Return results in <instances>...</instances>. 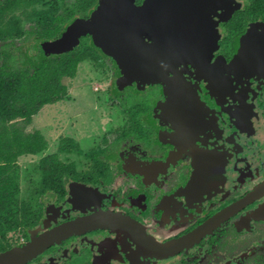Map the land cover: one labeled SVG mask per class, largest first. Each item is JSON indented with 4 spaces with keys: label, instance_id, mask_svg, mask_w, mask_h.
<instances>
[{
    "label": "flooded vegetation",
    "instance_id": "obj_1",
    "mask_svg": "<svg viewBox=\"0 0 264 264\" xmlns=\"http://www.w3.org/2000/svg\"><path fill=\"white\" fill-rule=\"evenodd\" d=\"M27 2L14 13V38L0 40L1 60L11 52L36 64L58 57L50 44L99 4ZM210 19L216 46L203 63L184 61L168 75L182 84L174 102L161 82L122 86L120 69L89 35L67 52L95 53L77 70L88 65L105 76L104 122L91 135L96 146L75 159L63 195L39 199L32 229L52 223L33 237L81 218L106 221L72 230L26 264H264V0H232Z\"/></svg>",
    "mask_w": 264,
    "mask_h": 264
},
{
    "label": "water",
    "instance_id": "obj_2",
    "mask_svg": "<svg viewBox=\"0 0 264 264\" xmlns=\"http://www.w3.org/2000/svg\"><path fill=\"white\" fill-rule=\"evenodd\" d=\"M231 1L143 0L137 6L134 0H99L88 20H75L50 47L67 52L89 35L94 47L120 69L122 86L161 82L174 102L182 84L169 82L168 75L184 61L203 63L218 38L210 16L227 9ZM105 221L103 216L81 218L36 237L28 234L27 243L0 254V264H26L72 230H90Z\"/></svg>",
    "mask_w": 264,
    "mask_h": 264
},
{
    "label": "trees",
    "instance_id": "obj_3",
    "mask_svg": "<svg viewBox=\"0 0 264 264\" xmlns=\"http://www.w3.org/2000/svg\"><path fill=\"white\" fill-rule=\"evenodd\" d=\"M27 1L5 0L0 3V40L14 38L20 27L14 13L20 12ZM45 22L43 19L42 24ZM38 35L41 39H48L47 33L39 31ZM67 52L37 64L19 62L18 54L14 52L0 59V254L13 248L9 234L21 232L22 237H29L25 229L33 228L39 218L38 211L32 214L19 199V159L26 156L38 158L34 168L40 176V196L47 192L62 196L65 183L74 180L72 167L68 170L69 165L59 156L74 154L76 142L68 137L61 138L56 150L49 153V143L39 131H25L32 117L45 105L68 98L63 79L74 78L78 64L88 59L91 61L95 54L86 49Z\"/></svg>",
    "mask_w": 264,
    "mask_h": 264
},
{
    "label": "rangeland",
    "instance_id": "obj_4",
    "mask_svg": "<svg viewBox=\"0 0 264 264\" xmlns=\"http://www.w3.org/2000/svg\"><path fill=\"white\" fill-rule=\"evenodd\" d=\"M26 47L27 45L23 46L25 51L23 56L30 57L33 53L32 46ZM46 52L51 51L46 48ZM84 68H78L74 78L63 79V84L68 89V98L56 104L45 105L32 117V122L25 129L26 132L39 131L49 143V153L56 150L61 138L73 139L77 144L74 154L59 156L69 165L68 170L74 166L75 159L77 160L78 157L82 159L96 146L97 140L92 139L94 137L91 135H98L101 128V124L98 123L104 122L98 112H103L105 109L103 91L108 86V82L101 72L91 69L88 65ZM96 105L100 107V110H95L97 112L94 111ZM37 161L38 158L35 156L21 157L18 161L21 168L19 199L32 214L38 211L41 198L40 176L34 168ZM42 199L45 200V197ZM50 223L52 222L41 221L35 229H25V231L30 236H34L36 231L46 228ZM8 239L10 243H19L22 241V233H11Z\"/></svg>",
    "mask_w": 264,
    "mask_h": 264
}]
</instances>
